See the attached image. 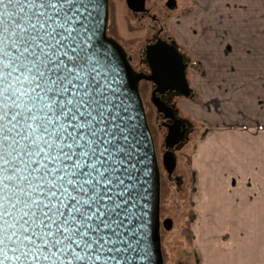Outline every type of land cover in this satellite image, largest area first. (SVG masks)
Returning <instances> with one entry per match:
<instances>
[{"label":"snow or ice","instance_id":"6c2138e0","mask_svg":"<svg viewBox=\"0 0 264 264\" xmlns=\"http://www.w3.org/2000/svg\"><path fill=\"white\" fill-rule=\"evenodd\" d=\"M96 0H0V264H136L148 168Z\"/></svg>","mask_w":264,"mask_h":264},{"label":"crops","instance_id":"0c3cea01","mask_svg":"<svg viewBox=\"0 0 264 264\" xmlns=\"http://www.w3.org/2000/svg\"><path fill=\"white\" fill-rule=\"evenodd\" d=\"M192 1L182 17L197 24L181 42L199 69L188 111L199 126L188 121L202 128L190 159L191 254L196 264H264V0Z\"/></svg>","mask_w":264,"mask_h":264},{"label":"water","instance_id":"95a60500","mask_svg":"<svg viewBox=\"0 0 264 264\" xmlns=\"http://www.w3.org/2000/svg\"><path fill=\"white\" fill-rule=\"evenodd\" d=\"M125 6L131 11H140L144 9V0H123ZM97 6L93 9V14L98 22L99 31L96 39L104 45L113 62L118 69L119 82L122 88V95L125 103L130 109V114L134 117V135L138 143L139 156L145 158V165L148 168L146 179L145 201L147 207L145 211L147 216L144 218L147 222L146 228L140 230L146 233L142 241V248L147 252L145 260H137L136 264H163L160 228L167 230L171 226L169 218L160 219L159 198H160V172L155 154L152 134L146 121L143 103L138 91V82L140 80L150 81L156 86L157 91L166 88L176 89L184 97L191 96V90L188 87L179 54L175 49L164 41H156L146 45L144 49L145 62L149 67V74L133 70L129 57L126 55L123 47L114 38L106 34V24L108 17V0H96ZM158 111L171 113L170 107L162 101L150 99ZM170 116V115H169ZM178 128L170 125L163 136V151L159 162L161 168L169 176L175 167V154L173 145L181 138Z\"/></svg>","mask_w":264,"mask_h":264},{"label":"rangeland","instance_id":"374dc122","mask_svg":"<svg viewBox=\"0 0 264 264\" xmlns=\"http://www.w3.org/2000/svg\"><path fill=\"white\" fill-rule=\"evenodd\" d=\"M147 5L151 7L152 12H156V15H166L167 29H171V34L182 45V30L183 28L191 24H197L195 20L191 22H185L182 17V12L192 7V0H175V6L171 5V9L166 10L161 8L163 0H147ZM114 19L118 30L117 42H121L129 55L132 56L134 61H137L141 56V48L144 44V37L147 33L145 28V21L139 20L135 15L131 14L123 2V0H112ZM162 11V12H161ZM187 17V16H186ZM162 20V19H161ZM165 21V20H163ZM185 29V28H184ZM120 44V43H119ZM121 45V44H120ZM127 55V54H126ZM139 57V58H138ZM194 59V58H193ZM188 65L191 68L187 74L188 82H193V77L198 74L199 69L196 60L188 58ZM193 84V83H192ZM195 95V94H194ZM191 94L189 97H175L173 99L174 105L180 110L181 114L187 119L194 121L196 125L198 122L194 119L192 114H189L191 104L197 101V98ZM144 99L147 108L143 104L144 111H148L149 124L152 127V139L155 149L156 158L159 165V172L166 178V194L162 202V211L159 212L160 219L169 218L171 220V226L165 230L162 227V236H160L161 247L163 248L164 255L162 256L163 264H196L194 257L191 254V242L185 235L184 229L187 225V212H188V198L191 186H193L194 177L191 174V150L194 138L198 135V132L202 131L201 127L195 128L192 125V133L182 147L177 148L174 151L176 162L172 173L167 176L164 170L160 166L159 158L163 151L162 139L164 134L156 129L155 123L158 118L153 115L152 108L148 102V95L144 94ZM141 100H143L141 98ZM144 102V100H143ZM193 123V122H192ZM193 123V124H194ZM199 126V125H198ZM189 155V165L186 163V158ZM190 208V207H189Z\"/></svg>","mask_w":264,"mask_h":264},{"label":"flooded vegetation","instance_id":"af4514ba","mask_svg":"<svg viewBox=\"0 0 264 264\" xmlns=\"http://www.w3.org/2000/svg\"><path fill=\"white\" fill-rule=\"evenodd\" d=\"M124 2V1H123ZM147 0H144V9L140 11H131L127 7L126 9L133 15H135L139 20H144L145 28L147 29V33L144 37V44L141 48V56L137 61L132 59V56L128 54L125 46L119 41L123 49L125 50L127 56L129 57V62L133 68V70L137 72H142L144 74H149V67L145 62V54L144 49L146 45L152 44L156 41H164L166 44L172 46L175 51L179 54L181 58V62L184 64L183 73L185 77V81L188 87L191 90V94L193 89L190 87L187 74L190 71V67L188 65V54L187 51L183 48V46L176 40V38L171 34V29H167L168 24H166V15H156V12L151 11V7L147 5ZM175 0H163L161 3V8L166 10L171 9V5L175 6ZM161 11V12H162ZM162 19V20H161ZM165 20V21H163ZM139 84H143L145 86V94L148 95V102L152 108L153 115L158 118L157 123H155L156 129L166 133L167 129L170 125L176 126L178 128L181 138L177 141L176 144L173 145V152L177 150V148L182 147V145L186 142V139L189 138L190 134L193 132L190 122L181 114L180 110L174 105L173 99L177 96L184 97L176 89L166 88L162 91H157L156 86L150 82L145 80H140ZM151 98L155 101H162L166 106L170 107L171 113L168 111H158L155 106L151 102ZM142 103L146 106V102ZM170 115V116H169ZM164 149V147H163Z\"/></svg>","mask_w":264,"mask_h":264},{"label":"trees","instance_id":"16d2710c","mask_svg":"<svg viewBox=\"0 0 264 264\" xmlns=\"http://www.w3.org/2000/svg\"><path fill=\"white\" fill-rule=\"evenodd\" d=\"M106 34L111 36L112 38H114L115 40L118 37V30H117V26L115 23V19H114V10H113V2L112 0H108V17H107V24H106ZM117 41V40H116ZM138 91L140 94V97L144 100V94H145V86L143 84H139L138 85ZM145 116H146V121L148 123L149 129L151 131L152 134V127L149 124V116H148V111L145 110ZM186 163L187 165H189V155L186 158ZM166 178L162 176V174L160 173V198H159V212L162 211V202L164 200L165 194H166V189H167V184H166ZM187 222V221H186ZM188 225V223H187ZM184 233L186 235V237L189 238L188 235V226H186V228L184 229ZM162 234V230L160 229V236ZM161 252H162V256L164 255L163 253V248L161 247ZM164 259V258H163Z\"/></svg>","mask_w":264,"mask_h":264}]
</instances>
